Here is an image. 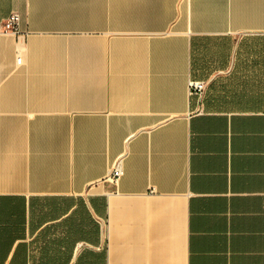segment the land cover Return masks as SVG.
Listing matches in <instances>:
<instances>
[{
	"label": "crops",
	"instance_id": "crops-1",
	"mask_svg": "<svg viewBox=\"0 0 264 264\" xmlns=\"http://www.w3.org/2000/svg\"><path fill=\"white\" fill-rule=\"evenodd\" d=\"M14 12L0 264H264V0H0Z\"/></svg>",
	"mask_w": 264,
	"mask_h": 264
},
{
	"label": "built area",
	"instance_id": "built-area-1",
	"mask_svg": "<svg viewBox=\"0 0 264 264\" xmlns=\"http://www.w3.org/2000/svg\"><path fill=\"white\" fill-rule=\"evenodd\" d=\"M19 21L20 17L19 14L14 12L11 13L9 17L6 19L0 21V32L3 33H17L18 27H19ZM18 63L21 61V58L18 57L17 59ZM207 82L202 80H191L189 82V92L192 96H198L202 97L204 90L206 88ZM112 178L114 181H117V179L121 176L122 170L119 166V164H116L112 170Z\"/></svg>",
	"mask_w": 264,
	"mask_h": 264
}]
</instances>
